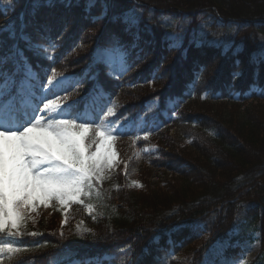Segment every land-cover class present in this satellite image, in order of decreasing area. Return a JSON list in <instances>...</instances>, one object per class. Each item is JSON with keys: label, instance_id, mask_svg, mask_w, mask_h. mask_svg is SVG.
<instances>
[{"label": "trees", "instance_id": "trees-1", "mask_svg": "<svg viewBox=\"0 0 264 264\" xmlns=\"http://www.w3.org/2000/svg\"><path fill=\"white\" fill-rule=\"evenodd\" d=\"M104 44L126 49L118 78L92 59ZM0 58L24 107L68 74L88 152L113 131L120 159L83 205L38 204L35 233L0 232V264H197L254 235L264 262V0H0Z\"/></svg>", "mask_w": 264, "mask_h": 264}, {"label": "snow or ice", "instance_id": "snow-or-ice-1", "mask_svg": "<svg viewBox=\"0 0 264 264\" xmlns=\"http://www.w3.org/2000/svg\"><path fill=\"white\" fill-rule=\"evenodd\" d=\"M92 3L94 0H89V6ZM53 86L50 80L39 102L29 103L26 108L22 105L15 114L6 113L0 90V232L17 229L13 233L17 235L21 222L37 202L47 206L50 200H57L67 205L88 195L93 183L102 178V160L107 157L101 150L106 134L97 132L101 143L96 152H88L86 133L95 120H82L78 114L73 115L71 104L60 105L49 99ZM253 90L260 91L255 86ZM13 99L8 105L13 104ZM135 186L141 187L138 183ZM7 250L11 252L12 248Z\"/></svg>", "mask_w": 264, "mask_h": 264}, {"label": "rangeland", "instance_id": "rangeland-1", "mask_svg": "<svg viewBox=\"0 0 264 264\" xmlns=\"http://www.w3.org/2000/svg\"><path fill=\"white\" fill-rule=\"evenodd\" d=\"M99 52L100 51L96 52L93 57L96 60L102 59V61L109 68V74L113 76H117L118 71L121 68L120 58L122 56V52L117 51V49L115 48L107 49L106 47L104 48V50H101L100 53ZM10 84H12L11 80L7 83L6 86H9ZM260 104H264V103L261 102L258 103L257 105ZM40 105L43 106L42 104ZM103 143H104V149H102L101 151L103 153V156L107 157V159L102 160V167L104 171L101 173L102 178L99 179L98 181H101L108 172H110L112 169H115L119 161L118 156L115 152L113 141H111L108 137H106ZM137 183L141 185V183L138 180H135L131 182V187L135 189H141V187L135 186V184ZM77 201H79V198L77 200L69 201L68 204ZM38 203L39 202H37L36 204ZM94 211L95 210L92 207H88V212L90 214H93ZM40 218H41L40 211L37 213L36 207L34 208V210H29L25 217V220L21 222L19 233H32L36 229L37 222ZM27 222H29L30 224ZM12 230L14 232H17V229H12ZM83 230H84L83 224L76 222L73 224L72 231L83 232ZM209 253H211V255L210 257L207 258ZM259 253H260V244L257 240L255 242L246 243L241 246L236 244L233 245L231 248L228 245V242H215L203 254L199 264H251Z\"/></svg>", "mask_w": 264, "mask_h": 264}, {"label": "bare ground", "instance_id": "bare-ground-1", "mask_svg": "<svg viewBox=\"0 0 264 264\" xmlns=\"http://www.w3.org/2000/svg\"><path fill=\"white\" fill-rule=\"evenodd\" d=\"M212 254H213V253H212ZM210 255H211V253H209V254H208V256L206 255V256H207V258H208V257H210Z\"/></svg>", "mask_w": 264, "mask_h": 264}]
</instances>
